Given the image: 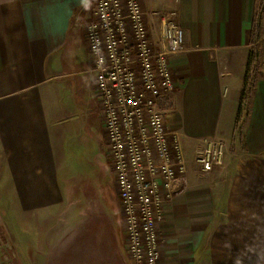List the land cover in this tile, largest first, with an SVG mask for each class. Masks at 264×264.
Returning a JSON list of instances; mask_svg holds the SVG:
<instances>
[{
	"label": "crops",
	"instance_id": "obj_1",
	"mask_svg": "<svg viewBox=\"0 0 264 264\" xmlns=\"http://www.w3.org/2000/svg\"><path fill=\"white\" fill-rule=\"evenodd\" d=\"M143 5L154 36L166 12L175 11L187 37L185 49L171 58L176 87L167 105L188 166L164 206L158 264H264V0ZM93 10L94 0L87 6L85 0H0V178L10 181L29 231L20 264H58L59 258L60 264H133L125 234L118 237L123 219L114 195L116 204L107 194V205L93 206L90 224L83 223L69 175L62 172L68 157L61 143L66 128H59L60 82L79 72L69 65L89 52L85 29ZM254 48L255 90L238 137L236 116ZM93 66L94 58L89 70L96 87ZM207 136L226 141L224 163L212 171L190 154L201 151ZM64 205L70 208L62 210ZM63 233L68 236L59 251Z\"/></svg>",
	"mask_w": 264,
	"mask_h": 264
},
{
	"label": "built area",
	"instance_id": "obj_2",
	"mask_svg": "<svg viewBox=\"0 0 264 264\" xmlns=\"http://www.w3.org/2000/svg\"><path fill=\"white\" fill-rule=\"evenodd\" d=\"M166 13L154 36L143 0H94L93 18L85 29L133 264L160 261L164 206L188 166L167 105L176 87L171 58L185 49L187 37L176 12ZM225 156L223 138H203L197 158L203 170L222 165Z\"/></svg>",
	"mask_w": 264,
	"mask_h": 264
},
{
	"label": "rangeland",
	"instance_id": "obj_3",
	"mask_svg": "<svg viewBox=\"0 0 264 264\" xmlns=\"http://www.w3.org/2000/svg\"><path fill=\"white\" fill-rule=\"evenodd\" d=\"M92 65L93 56L87 50L81 51L76 60L69 65L71 70L77 68L79 72L62 79L60 83L64 87L59 92V95H62L58 100V107L62 116L59 128L61 127L60 130L63 126L66 128L61 143L63 141L66 146L68 157V163L63 167L62 172L69 175L70 188L74 190L77 197L78 204L75 205V208L77 207L75 213L79 210L82 213L78 220L88 224H90L89 217L93 206L101 205L100 203L104 206L107 205L105 199L108 197L107 194L110 195L111 203L116 204L117 202L118 207H120L111 158L107 148V131L104 129V120L102 119H105L104 107L100 103L95 87V74L89 70ZM199 152L192 150L190 154L194 156L196 153L198 155ZM7 182H10L7 178H0V251L3 252L0 256V262L7 260V264H20L21 254L24 251H22L21 245L26 243L25 240L28 239L27 233L29 231L26 230V227L23 229L27 223H23L21 220V212L16 206V201L12 200L14 197L13 190ZM112 194L116 202H114ZM64 206L62 210L70 208V205ZM108 209L111 211L109 206ZM114 212L118 213L119 210L114 208ZM44 216L43 214L42 217ZM58 219L64 225L67 215L62 211ZM117 225L118 237H120L121 234H125L121 220L118 221ZM81 232L83 237L86 235L85 233L88 235L86 228H83ZM21 233L24 239L21 238ZM79 234L81 235V233ZM63 235L65 237L61 236L60 241L58 239L59 251H61L68 236L64 233ZM31 236L33 237V235ZM65 250L63 251L65 252ZM60 261L59 258L58 264Z\"/></svg>",
	"mask_w": 264,
	"mask_h": 264
},
{
	"label": "trees",
	"instance_id": "obj_4",
	"mask_svg": "<svg viewBox=\"0 0 264 264\" xmlns=\"http://www.w3.org/2000/svg\"><path fill=\"white\" fill-rule=\"evenodd\" d=\"M258 55L259 52L256 48H254L250 51L248 56L246 73L244 77V85L242 88L238 112L236 116V128L238 137H241L243 134V128L245 126L246 119L249 116L251 109V100L256 84L255 72L257 68L256 63L259 60Z\"/></svg>",
	"mask_w": 264,
	"mask_h": 264
},
{
	"label": "clouds",
	"instance_id": "obj_5",
	"mask_svg": "<svg viewBox=\"0 0 264 264\" xmlns=\"http://www.w3.org/2000/svg\"><path fill=\"white\" fill-rule=\"evenodd\" d=\"M85 6H87V0H85Z\"/></svg>",
	"mask_w": 264,
	"mask_h": 264
}]
</instances>
